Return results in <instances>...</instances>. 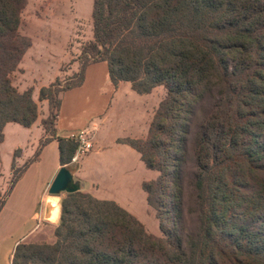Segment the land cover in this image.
I'll list each match as a JSON object with an SVG mask.
<instances>
[{"label": "trees", "instance_id": "obj_1", "mask_svg": "<svg viewBox=\"0 0 264 264\" xmlns=\"http://www.w3.org/2000/svg\"><path fill=\"white\" fill-rule=\"evenodd\" d=\"M24 4L0 0V141L6 122L29 126L37 117L30 90L18 92L10 78L30 45L18 33ZM91 17L93 39L81 47L79 70L39 89L48 103L42 138L22 165L13 159L0 210L50 139L58 140L60 164L73 170L76 143L55 134L59 94L81 85L87 64L105 61L114 86L166 89L146 137L126 139L158 172L142 188L162 234L148 232L114 201L78 190L60 199L54 241H20L11 264H264V0H93ZM207 98L194 126L195 108ZM190 139L197 225L183 237Z\"/></svg>", "mask_w": 264, "mask_h": 264}, {"label": "crops", "instance_id": "obj_2", "mask_svg": "<svg viewBox=\"0 0 264 264\" xmlns=\"http://www.w3.org/2000/svg\"><path fill=\"white\" fill-rule=\"evenodd\" d=\"M26 52L27 50L22 58ZM100 62L106 64L105 61L87 64L81 85L72 88L83 87L88 80L89 67ZM102 76L106 85L97 90L95 98L101 102L104 92H113L112 102L107 109L104 110L106 107L104 103L96 114L88 111L78 119L71 115L65 118L61 112L62 93L54 124L55 134L66 137L71 131L92 129V150L81 156L76 163H70L74 178L80 181V190L97 199L114 201L139 220L133 200L135 202L136 195L138 197L139 194L141 195L143 181L155 178L157 171L142 169L145 167H142L139 152L129 145L126 139L146 137L149 121L160 98H151L153 90L148 93L136 92L127 81H119L114 86L110 81L107 66ZM119 100L123 102L125 108L116 111ZM44 107L41 116H37L29 126L17 122H6L3 125V137L0 141V177L10 173L13 159L15 162L22 160L21 154H17L14 158V150L28 145L27 152L31 154L33 148L38 145L42 138L40 119L48 114L47 102L44 103ZM93 115L98 116L97 121L92 120L95 119ZM9 134L13 137L6 145ZM60 166L62 165L59 162L58 140L52 138L41 147L37 159L27 166L13 185L0 210V264H11L14 248L20 241L52 242L54 240L53 230L59 216L55 221L44 218L43 200L46 196H56L60 202L61 197L64 196V192L58 195L48 192L49 185ZM145 197L147 200V195ZM154 217L156 219L155 215ZM145 228L150 232L148 227Z\"/></svg>", "mask_w": 264, "mask_h": 264}, {"label": "rangeland", "instance_id": "obj_3", "mask_svg": "<svg viewBox=\"0 0 264 264\" xmlns=\"http://www.w3.org/2000/svg\"><path fill=\"white\" fill-rule=\"evenodd\" d=\"M92 1L25 0L24 8L20 14L18 33L26 37L30 45L26 49L25 56L21 58L17 67L10 74V78L12 85L18 92L30 90L31 98L36 103L37 116H41L45 109L44 103L47 102L39 97L40 87L48 85L56 77H60L63 83L65 79H68L75 71H78L81 64L85 61V56L81 55V47L84 43L93 39ZM89 71L88 80L83 87L71 88L62 92L63 106L61 112L65 118H69L71 115L75 119H78L88 111H93L96 114L101 110L102 104H106V107H104V110H106L110 102H112L113 92H104L101 102L95 98L97 90L106 85L102 76L103 72L105 73L106 71V64L104 62L96 63L89 67ZM75 79L74 77L71 80ZM152 90L153 92H151ZM150 92L151 98H160L153 111L154 114L159 103L166 95V89L162 85H156ZM117 103L116 111L125 108L122 101L119 100ZM210 103V98H207L197 104L194 126L201 121ZM93 116L95 119L92 120L97 121L98 116ZM12 137V134L8 135L6 145ZM191 143L190 139L189 145L188 143L186 144V161L182 167L184 178L181 184L185 195L183 198V216L179 225V232L183 237L188 233L194 232L197 225L194 213L191 210L194 207L192 190L188 186V175L192 169ZM36 147L37 145L33 148L31 154L27 152L28 145L20 149V151L18 150L16 154H21L22 160L14 162L15 167H19L24 161L32 157ZM141 163L142 167H145L142 169L151 171L143 161ZM10 179L11 171L9 174L0 177L1 191L6 189ZM142 189L141 195L139 194V197L136 195L134 198L136 201L134 202L133 200V206L136 208L139 220L148 227V230L161 236L162 233L158 230L157 220L154 217L156 210L148 204L145 192ZM40 242L45 241H37L35 243Z\"/></svg>", "mask_w": 264, "mask_h": 264}, {"label": "water", "instance_id": "obj_4", "mask_svg": "<svg viewBox=\"0 0 264 264\" xmlns=\"http://www.w3.org/2000/svg\"><path fill=\"white\" fill-rule=\"evenodd\" d=\"M78 190H80V181L74 178L72 172L65 165L59 167L48 188V192L52 195H58L62 192L70 193ZM43 216L44 218L50 217V209L46 205Z\"/></svg>", "mask_w": 264, "mask_h": 264}, {"label": "built area", "instance_id": "obj_5", "mask_svg": "<svg viewBox=\"0 0 264 264\" xmlns=\"http://www.w3.org/2000/svg\"><path fill=\"white\" fill-rule=\"evenodd\" d=\"M66 137L72 139L76 143V149L70 158V163H76L81 156L91 151L93 148L92 129L83 128L71 131Z\"/></svg>", "mask_w": 264, "mask_h": 264}, {"label": "clouds", "instance_id": "obj_6", "mask_svg": "<svg viewBox=\"0 0 264 264\" xmlns=\"http://www.w3.org/2000/svg\"><path fill=\"white\" fill-rule=\"evenodd\" d=\"M44 205L48 206L50 209V219L55 221L60 212L59 198L56 196H46L43 200Z\"/></svg>", "mask_w": 264, "mask_h": 264}]
</instances>
